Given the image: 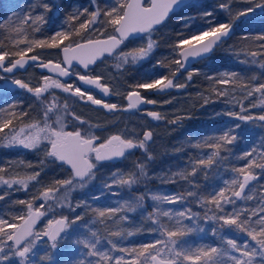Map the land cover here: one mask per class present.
Masks as SVG:
<instances>
[{
    "label": "trees",
    "instance_id": "trees-1",
    "mask_svg": "<svg viewBox=\"0 0 264 264\" xmlns=\"http://www.w3.org/2000/svg\"><path fill=\"white\" fill-rule=\"evenodd\" d=\"M205 2L206 4L212 2L211 16L202 14ZM228 2H230L231 17L220 7L222 3ZM261 2L264 0H253L252 3L247 0H193L169 17L155 31L143 36L151 35L152 40L156 42L153 52L147 60L139 64L123 63L118 60V64L110 65L111 70L115 65H120L117 68L118 73L121 74L123 85L129 91L136 90L133 86L138 83L165 76L173 80L174 85L181 84L184 87H180L178 92L172 88L168 93L161 95H152L151 90L137 89L147 98L156 101L154 104L159 106L162 117L159 120L154 119L155 125H158L159 128L158 132L154 133L158 138L157 143L148 144L147 154L139 155V151H137L131 168L123 171L124 174L136 172L138 182L131 187L126 185L122 187L120 189L122 194L119 191L112 193L110 190L103 189L105 186L103 183L81 193V198L88 202L83 206L85 214L80 215V209H78L75 213V223L72 221L69 223L74 232L83 234L87 240L98 238L100 243L97 245V249L99 251H109L111 246L109 241L115 243L117 247L125 248L127 246L126 248H128V246L135 247L139 241L141 244H145L161 239L155 231L156 225L149 219V215L157 210H170L174 214L173 219L170 220L168 217H162V219L173 226L175 219L178 218L175 217V213L183 211L179 205L180 202L184 203L183 205L197 218L196 221L179 218L182 219L183 226L189 231L178 239L182 241L183 247L191 250L193 254L196 249L208 246L228 250L229 246L226 243L228 239H234L238 245L251 240L246 233L234 232L232 226L225 225L221 228L222 221L209 219L208 217L214 214H223L216 210L214 205H202L200 198L210 197L223 189V185L216 178L218 174H221L229 187L231 181L238 176L235 169L244 167L249 162V157L256 160L258 164L264 163V120L258 119L264 115V103H262L264 92H253L250 96L245 95V91L264 83V67H261L264 64V48L261 47L264 41L255 39L257 36L264 35V9L255 8L247 15L235 18L238 12L252 8L255 3ZM43 4H48L51 10L46 11L42 7ZM97 7L101 14L95 23H91L87 29H80L77 32L76 29H79L80 23L90 17L84 14L75 21H69V17L78 11L83 12L85 8L88 13H91ZM112 7H118L117 0H95V3L92 0H0V52L8 53L5 61L10 63L18 57L14 53L29 47L28 44H17V39H23L26 35L29 40H49L55 29L62 27L66 33L71 34L68 39L60 43L58 48L34 47L33 51L27 53V55L39 56L44 61H59L60 49L63 46H71L82 41L114 34L116 25L110 24L108 22L110 18L104 16V12ZM119 11L122 12L123 9H119ZM37 15H43L46 21L39 23V31L34 30L37 24L34 19H27L25 23L27 17ZM211 19L214 20L211 21ZM228 21L232 22L233 33L225 42L215 48L209 58L193 65L192 69H201V71H191V69L187 72H180V65L172 63L173 60L180 59L179 50L175 49L176 42L194 31L207 29L210 25ZM94 26L99 28L101 36L98 37L92 32ZM16 27H20L22 31L15 32ZM129 42H125L119 51L123 50ZM253 52L257 53L255 57L251 55ZM222 72L236 74L229 80L228 85L224 86V88L235 91L236 103L231 107H227L225 93L220 90L222 85L217 82ZM189 73L192 74L191 79H188ZM99 79L108 86L104 79ZM244 85H248V87L245 88ZM23 96L15 99L13 93L0 95V122L11 120L8 129H18L34 121L38 112L44 116L46 105L51 103L53 97L49 92L40 98H37L33 93L31 97ZM165 100H168L166 108L160 105ZM123 103L124 100L117 101L119 111L123 107ZM173 104L178 106L177 111L173 108ZM58 109L59 107L48 114L51 124L55 120ZM166 109L169 113L163 115L161 111ZM66 113V119H70L69 109L66 110ZM239 116L255 118L242 120L237 118ZM66 130H79V127L74 125L70 119ZM150 131L152 132V130ZM4 133L5 130L0 132V168L4 169L3 172H0V177L7 180L27 179L37 172L39 176L34 180L27 181V189L22 185L1 187L0 196H3V199H0V212L19 208L27 210L26 204L29 197L35 198L45 188L52 186L54 181L66 179L72 173L61 162L54 161L46 154L44 158L38 156L36 152L39 149L25 150L15 146H4L2 142ZM225 134L236 137L232 144L218 141V138ZM217 142L221 143V149L219 155L214 158V163L208 167L198 165L199 159H207L200 158L199 153L215 151L208 145ZM197 145L200 146L197 147ZM250 147L252 155L246 156ZM149 153L152 156V161L147 159ZM119 163H105L104 165L113 168ZM138 163L145 164L147 176L139 177V170L136 168ZM149 165L155 167L154 173L162 171L168 177H175L174 174L178 169L186 174L191 172L193 167H196L197 171L194 177H189V180L192 181L191 184L188 180H179L178 178L174 179V182H164L158 181L157 175H151V172L148 171ZM247 171L257 177L245 194L252 198L236 201L233 197L235 205H226L224 208L226 213L241 210V219L250 217L255 224L257 220L264 217V169L253 166ZM188 191H194L196 195L187 196ZM170 193L176 195L183 193L185 194L184 199L175 204L152 200L153 195L168 196ZM225 195L230 196L231 192L226 191ZM97 196H99L98 199L90 200ZM141 197H143V206L136 207L135 211H127L129 218L123 223L113 224L112 219L107 220L104 224L93 223L97 217L92 209L122 206L126 202L135 204ZM20 201L26 203L22 204ZM32 205L34 207L35 203L33 202ZM46 206L42 207V212L46 210ZM77 216L81 218L76 219ZM119 229L123 230L121 237L111 236V231ZM92 232H96L97 237H92ZM128 232H132L133 235H127ZM51 245L52 243H48L45 239L41 240L29 264H71L72 261L93 264L92 257L88 255L90 249L81 243L68 249L64 245L55 248H52ZM19 261L20 259L17 258L9 264H20ZM184 264H192V262L185 261ZM196 264H204V258H201Z\"/></svg>",
    "mask_w": 264,
    "mask_h": 264
},
{
    "label": "snow or ice",
    "instance_id": "snow-or-ice-1",
    "mask_svg": "<svg viewBox=\"0 0 264 264\" xmlns=\"http://www.w3.org/2000/svg\"><path fill=\"white\" fill-rule=\"evenodd\" d=\"M95 3V0H92ZM247 2L252 3L253 0H247ZM184 0H151V4L148 7H144L141 3V0H117L118 7H112L110 10L104 12V16L110 18L108 22L112 25H117L116 31L120 33L121 38H126L130 33H151L152 29L156 25L162 24L168 17L169 13L173 11L174 7H179L183 5ZM42 7L46 11H50V6L48 4H43ZM222 9H224L228 15L231 17L232 12L230 8V2L222 3L220 5ZM255 8L264 9V2L255 3L254 7L248 8L244 11H240L236 14L235 18L239 16L247 15L249 12L255 10ZM119 9H124V11H119ZM87 14L90 19H86L81 22L79 25V29H76L78 32L80 29H87L88 25L91 23H95L97 17L100 16V9L97 7L95 11L88 13V10L85 8L83 12H77L75 15L69 17V21H75L79 19L81 15ZM205 15L211 16V12H206ZM27 19H34L37 24L34 27L35 31H39V23H44L45 18L43 15H37L35 17H27ZM211 23V22H210ZM15 32L20 33L22 29L20 27H16ZM232 31V22H220L213 24V26L208 29H201L198 31L192 32L190 35L184 36L183 39H180L175 44V49H178V55L181 59H175L172 63L180 65L181 68L185 67L186 62L189 61V58L200 57L205 53L210 52L213 47L217 46L221 43L225 38H227ZM71 33H66L64 31H60L55 33L49 40H40L34 39L29 40L25 35L23 39H17V44H28L24 50L14 53V55L18 56L19 59L10 62V66H6L3 62L5 57L8 56L7 52L0 54V68H2L5 72H12L14 68L19 66L23 68L28 60L25 59L28 52L34 50V47H50V48H58L60 43L63 40L69 38ZM206 38H210L207 40V43H204L202 46H199L202 41ZM257 40L264 41V35L255 37ZM195 41V44L193 43ZM121 41L116 40L115 37L110 38V40L106 41H92L89 40L86 43L77 44L75 48L70 46H65L63 48V52L65 54V63L68 67L72 66V61L76 60L79 64L83 65L85 69L92 63H95L96 56L102 51L111 52L113 48L116 47ZM155 41L152 40L151 35L148 37V43L146 47H140L138 49L133 50L132 52L123 53L122 54V62L128 63L129 57H131L132 62H136L141 59H145L148 55L151 54ZM97 45H103L104 47H96ZM188 45V47H185ZM264 48V44L261 45ZM72 52L73 55L69 56L68 53ZM252 56H256L257 53H251ZM29 59L36 61L39 60V56H32ZM42 67L49 68L50 71H56L60 76H67L70 73L68 72V68L61 67L59 63L52 65L50 62L41 65ZM120 65H117L119 68ZM264 67V64L261 65ZM80 81H83L86 85H95L96 87H102L99 83L98 78H93L87 74L80 75L79 73H75ZM173 75L175 73L173 72ZM191 73L188 75V79H191ZM236 74L235 73H223V79L217 81L218 83H227L231 80ZM44 84L40 87L32 88L29 87L28 84L21 82L19 80L13 81V83L19 85L20 88L26 89L28 92L34 93L37 98H40L50 87H56L62 89L64 92H69L72 95H78L81 98L85 97L87 93L82 91L79 87H73L72 85H65L60 83L57 80H51L50 78L44 77ZM210 79H212L210 77ZM167 81V83H165ZM136 89H147V90H157L159 92H163L165 89H169L172 87H184L181 84H173V80L168 79V77H162L159 79H150L143 83H138L134 85ZM245 88L248 85H244ZM102 90L105 94L108 93L107 87H102ZM253 92H264V83L260 84L258 87H255L248 91V95H252ZM127 100L129 101L128 108H137L141 103L153 104L154 100L148 99L146 97H142L138 91H131L127 93ZM87 99L92 101L94 104H101V101L98 99H93L91 95H87ZM264 103V101H262ZM105 108L109 110L117 109L116 104H104ZM60 107L56 103V97H52L51 103H48L45 108L43 127H41L39 122L32 123L27 127L31 130L27 135H23L25 133V128L21 127L18 131L13 130V134L8 141L9 146L14 144L22 145L24 148L34 149L40 146L42 140H46L48 145H50V149H45V154L48 157L54 159V161H59L61 164H66L70 166L72 175L66 179H60L54 181L53 185L45 188L41 193L40 197L44 201L48 200H56L57 204L60 207H69L73 211L75 208L69 201V194L74 191L77 187L83 188L88 182H90L95 173L93 169L96 167V162L103 161H111L114 158H124L125 153L128 150L140 148L144 149L145 152H148V142L152 140V132L146 131L143 135L142 140H134L131 138H122L120 135H113L108 138L105 142L96 145V140L98 137L93 134L92 126H89L88 130L83 134L81 130L74 131H65V125L62 123V116L57 115L55 123L59 125L58 129H54L48 124V114L56 110ZM62 108L66 111L68 109V104H63ZM149 116L154 119H161V115L158 112H148ZM238 119L242 120H251L255 117L252 116H239ZM74 119L79 120L81 124L85 123L83 120H80L79 117H75ZM260 120H264V115L258 117ZM11 124V120H7L4 122H0V132H2L5 128H7ZM237 127H239L237 125ZM44 135H41V134ZM236 139L234 135L229 136L225 134L218 138V141H222L224 144H232ZM200 145H197L199 147ZM215 149L210 155H208L207 159H199L197 161L198 165H203L205 167L211 166L214 163V158L219 155L221 149V143L217 142L211 145H208ZM131 154V153H129ZM246 156H251L252 153L248 152L245 154ZM147 159L151 160L152 156L149 153L147 155ZM253 166L260 167L264 169V163H257L256 160L250 161L246 168H237L235 172L238 173V177L234 178L229 187L227 189H221L218 192L210 195V197H202L200 198L202 205L211 204L215 206V209L218 210L223 215H212L208 217L214 221H222L220 225L223 228L225 225L232 226V231L234 232H243L246 233L248 237L251 238L255 243L253 245H249L248 243H244L242 245H238L234 239H228L226 241L229 249H223L218 247L208 246L207 248H198L196 249L195 254L192 253L191 250L186 249L182 245V241L178 238L186 235L187 231H189L182 224V219L179 218H187L192 219V214H190V210L186 211H178L175 213V225L170 226L169 223H166L162 217H168L170 220L173 219L174 214L170 210H157L156 212L149 215V219L152 220V223L156 225L155 231L159 234L161 239L156 240L154 243H145L142 244L139 248H123L117 247L115 243L109 241L112 245V248L121 253H127L129 256L135 254L134 259H125L124 256H120L118 258H114L109 255L106 251H99L97 249V245L100 243L99 239L95 240H84L78 241L83 243L84 247L89 248L90 252L89 256H95L99 258V261H109L113 262V264H184L185 261H190L192 264H196L201 258H204V264H226V261H231L232 264H264V217H261L259 220L253 224L250 217H245L241 219V210H233L231 213H226L224 205L227 203H231L235 205V198L240 199H251V196L243 195L245 193V188L249 184L250 181L257 179L252 172L247 171V169L253 168ZM136 168L139 170V177L147 176V172L145 170L146 166L143 163H138ZM4 169L0 168V172H3ZM197 168L193 167L191 172L187 174L181 172L177 173L181 179L188 180L191 184L192 181L189 180V177H194L196 175ZM39 173H35L27 179H12L7 180L3 177H0V182L3 184H7L11 187L13 184H20L25 189H27V181L34 180ZM115 179L114 183L121 186L131 187L132 185L138 182V175L136 172H130L127 174L124 173H114ZM174 182V181H173ZM63 188L62 197H56L55 193L59 192ZM226 191H230L231 195L226 196ZM183 193L177 196H161V195H153L152 200L159 202H167L175 204L180 200L184 199ZM187 196H195L196 193L194 191H188L186 193ZM0 199H3V196H0ZM143 197L139 198V200L135 204L125 203L121 207L117 208H94L92 211L96 214L97 219L93 221V223L99 222L101 224L106 223L107 220L113 219L116 217L118 213L121 211H135L136 207L143 206ZM20 203H26L25 201H20ZM28 208V219L24 220V224L19 226V230L15 233H9L7 235L8 240H12L15 243L18 251L15 252V255L24 258L27 260V255L30 250L35 246V240H29L28 238L33 235L32 233V225L35 223L36 219L40 216L44 215L43 212L39 211V209L33 211V205L30 202L26 204ZM80 204H77L75 207H80ZM43 207V205H41ZM211 211V209H209ZM81 217L77 216L76 219H80ZM17 219H24V217H17ZM128 217L126 215L119 216L118 219H113L114 224L118 225L121 221H126ZM75 223V220L72 221ZM69 226L68 218L62 217L59 220L49 221V231H46L44 235L48 236L49 240L52 241V248L56 247V242L60 234L64 232V230ZM18 228L15 224H7V222L3 219H0V233L4 232L5 228ZM215 235V232L213 233ZM92 237H97L96 232L91 233ZM123 235V230H113L111 231V236L121 237ZM127 235H133L132 232H128ZM27 243L24 244L22 248L20 245L23 241ZM152 251H149V250ZM0 252H4L3 247H0ZM233 253H238L239 255H235ZM7 254H5L6 258ZM259 258V259H257ZM98 261V264H99ZM21 264H24L21 261ZM83 264V261L80 262Z\"/></svg>",
    "mask_w": 264,
    "mask_h": 264
},
{
    "label": "rangeland",
    "instance_id": "rangeland-1",
    "mask_svg": "<svg viewBox=\"0 0 264 264\" xmlns=\"http://www.w3.org/2000/svg\"><path fill=\"white\" fill-rule=\"evenodd\" d=\"M211 6H212V2H210V4H208V3L206 4V2H205V6H204L203 12H202L203 16H207V15H205L206 12L212 13V11L210 10ZM212 20H214V19H211V21ZM92 24H94V23H92ZM211 26H213V25H210L209 27H211ZM60 31H64V29L62 27H58L52 33V36L55 35V33L60 32ZM92 32H94L95 35L98 37L101 36V31H99V28L96 26L93 27ZM147 43H148V37H142V38L137 39V40H132L126 45V47L123 50L116 52L112 57L105 58L100 64H98L95 68H93L91 71H89L87 73V75H89V76L97 77V78H101V79L105 80V82L111 88L112 93H113V98L110 100L105 101V100L101 99L100 97H98L92 91H85V92L87 93V95H91L93 97V99L100 100L101 104L92 103V101L87 99V95H85V97L81 98L78 95H72L71 93L64 92L62 89L56 88V87H50L45 92V93H48V92L51 93L53 96L56 97V103L58 105L61 104L58 111L55 114V120H56V117L58 114L62 116V123L65 125V128H64L65 131H67L66 125L69 124V121L71 119V122L74 125H76L77 127H79V130H81L82 134L88 130L89 126H92L93 134L98 137V139L96 141L98 143H103L113 135H120L122 138L126 137V138H131L134 140H142L141 135H142L143 131L146 129H150L153 132L152 145L157 143L158 138H156V135H154V133L158 132L159 128H158V125H155L154 118L149 116L147 113L154 111V112H158L160 114L159 106H156V104H154V103H153V105L152 104H146L147 107L145 109H143L139 112H136L134 114H125L124 112H122V110L119 111L117 101H121V100L125 101V97H126L127 93H129L130 91L123 85L122 79L120 77L121 74H119L118 70H117V65H115V67H113L112 70L110 69L111 64H118V60L122 61L121 57H122L123 53L132 52L133 50L138 49L140 47H146ZM152 52H153V50H152ZM2 53H4V52H0V54H2ZM150 55H148L145 59H141V60H138L136 62H132L131 57H129L128 62L132 63V64H139V63L147 60ZM51 61L60 62V60L59 61L51 60ZM74 70H75V73H79L81 75L80 70L77 68H74L72 70L73 74H74ZM191 71L199 72V71H201V69H192ZM223 73L224 72H222L220 74L219 80L224 78ZM44 77H49V76L38 73L35 67H31L30 69H28L23 74H18V75L12 76V77L3 76L0 74V95H4L5 93H13L15 99H19L20 97H24L23 95H27V96L31 97V94H32L31 92H28L26 89L20 88L19 85L13 83V81L19 80L21 82L28 84L29 87L36 88V87H40L44 84V79H43ZM49 78H50L49 83L51 82V80H57L60 83L65 84V85L70 84L74 88L79 87L75 79H71L68 82H62V81L58 80L57 78H53V77H49ZM228 83H229V81L227 83H220L222 85L220 87V90H222L225 93L224 97L227 98V101H226L227 107H231V106L235 105L236 98H235V94H234L235 91L234 90L228 89L226 87L224 88V86L228 85ZM172 88L174 91H177V92L180 91V89H181L180 87L179 88L178 87H172ZM251 89H253V88H250L249 90L245 91V95H248V91H250ZM82 91H84V90H82ZM148 99H150V98H148ZM65 103L68 104L70 119H66L67 113L62 108L63 104H65ZM104 104H116L117 109L109 110L103 106ZM167 104H168V100H165L162 103H160V105H162V107H164V108H166ZM174 105L175 104H173V108H175V110L177 111L178 106L176 107ZM161 112L163 113V115H165L166 113H169V111L167 109L163 110ZM74 116L79 117L80 120H83L85 123L81 124L79 122V120L74 119ZM43 120H44V116L40 112H38V116L35 118L34 121L27 123L24 126H21V127L25 128V133L23 135H27L31 131L27 126L32 124V123L39 122L41 127H43L44 126ZM55 120L52 124L48 120V124H50L52 128L58 129L59 125L57 123H55ZM1 122H3V121H1ZM20 128H18V129L9 128L8 129V127H7L4 129L5 133L3 134V140H2L4 146H6V147L9 146L8 141L11 138V135L13 134V130L18 131ZM41 135H44V134L42 133ZM11 146H15V147L22 148L25 150H33V149H29V148H24L22 145H19V144H14ZM48 146L49 145H48L47 141L42 140L40 146L37 148H34V149H39L36 152L37 155L41 156V158L42 157L44 158L45 149L48 148ZM251 147L253 148L254 146H251ZM251 147L249 148L250 150L248 152H251V150H252ZM137 151H139V155L140 154L144 155V154L148 153V152L146 153L144 149H140V148L132 149V153L129 154L118 165H115V167H113V168L105 166L104 165L105 163L96 162V167L93 169V172L95 173L94 178L90 182H88L83 188L77 187L74 191H72L69 194V201L73 205V207L75 208L74 211L69 207H60L57 204L56 200H52L50 202V204H48V202L50 200L44 201L42 198H39L40 195H37L35 198L29 197L28 202H32V203L34 202L35 203V206L33 207V209L41 210L42 209L41 205H43V207H45L47 204L46 210H44V212H43L44 215H42L40 217L39 222L37 223L36 228L33 231V235L29 238V240H32V239L35 240V246L30 250V252L28 254H26L27 260H24V258H21V257L15 255L16 251L13 249L10 240L7 239V235L9 233H12L15 229L6 227L4 232L0 233V247H3V249H4V252H0V264H9V263L13 262V260H17V258L20 259V261H19L20 264H21V261H23L24 264H29L30 259L32 258L33 253H34L35 249L37 248V246L39 245L40 241L45 239L44 233L49 230V227H48L49 221H53L58 217H67L68 222L73 221L75 218V213L78 209H80V211H79L80 215L83 216L85 214V210H84L83 206L85 204H87L88 202L84 201L81 198V193H83L85 190L90 189L99 183H103V184H105L103 189L110 190V191H112V193H114L113 191H119L120 194H122V191L120 189L122 187H124L125 185L121 186V185L114 183V179H115L114 173H123V171L129 170L131 168V166L133 165L134 158L136 157ZM148 151H149V149H148ZM211 153H212V151H201L199 153V157L200 158H207L208 155H210ZM151 161H152V159H151ZM250 161H252V158L249 157V162ZM248 163H246L243 168H246ZM148 167H149L148 171L151 172L152 176L154 174L157 175L158 181L162 180L164 182H168V181H173L174 179H177V178L179 180H183L180 178L179 175H177V173L183 172L180 169H178L177 172H175V174H174L175 177L172 175H171L172 177H168V175H164V173L162 171H158V173L157 172L154 173L153 170L155 167H153V165H149ZM183 173H185V172H183ZM237 177L238 176H236L235 178H237ZM216 178L223 185V189L228 188L227 187L228 184L222 178L221 174H218L216 176ZM4 185L6 187H9L7 184H3L2 182H0V188L3 187ZM14 186L18 187L21 185L13 184L11 187H14ZM63 191H64L63 188H61V190L59 192L55 193V196L58 198L62 197ZM168 196H177V195L175 193H170ZM98 197L99 196L93 197L90 200L93 201L95 199H98ZM77 204H80L81 206L75 207ZM183 204L184 203H182V202L179 203V205L182 207V210L188 212L189 211L188 208L185 207ZM226 205L231 206L232 204L227 203L224 206H226ZM117 207H121V206H117ZM117 207L115 206V207H111V208H117ZM28 211H29L28 209L23 210L22 208L12 209L10 211L6 210L4 212H0V219L5 220L7 222V224H15L18 226V224L23 219H17V217H24L25 218L26 215L28 214ZM190 214H192L191 211H190ZM124 215H126L129 218L127 211H121L113 219H118L119 216H124ZM192 219L194 221L197 220V218H195L193 214H192ZM121 223H123V221H121L119 224H121ZM113 224H114V222H113ZM84 240H87V237L84 236L83 234H78V233L74 232L70 226V223H69V226L66 228L65 232L58 238V240L56 242V246L61 247L62 245H64L68 249L71 247H75L77 245V243H80L78 241H84ZM244 243H248V244L251 243V245H253L255 242L252 240H248V241L242 242L241 245ZM81 244L83 245V243H81ZM141 245L142 244L139 241V242H137L135 247L128 246V248L129 249L139 248ZM106 252H108L109 255H111L114 258L124 256L125 259H134V257H135V256H129L127 253H121L119 251L114 250L112 248V245L110 246V250L106 251ZM5 254H7L6 258H5ZM235 255H239V254L236 253ZM91 257H92V263L98 264L99 258L95 257V256H91ZM257 259H259V258H257ZM79 263H80L79 261L78 262L77 261L71 262V264H79ZM99 264H113V262L99 261ZM227 264H232V262L228 261Z\"/></svg>",
    "mask_w": 264,
    "mask_h": 264
},
{
    "label": "water",
    "instance_id": "water-1",
    "mask_svg": "<svg viewBox=\"0 0 264 264\" xmlns=\"http://www.w3.org/2000/svg\"><path fill=\"white\" fill-rule=\"evenodd\" d=\"M192 1H193V0H184L183 5L179 6L178 8H177V7H174L173 11L169 13L167 19H166L162 24L154 26V28L152 29V31H155L158 27H160L161 25H163V24L168 20L169 17H171L174 13L180 11L183 7H185L186 5L190 4ZM127 2H128V0H127ZM141 3H142V5H143L144 7H148V6H150V4H151V0H141ZM123 11H124V9H123ZM116 28H117V25H116L115 28H114V34H113V35H110V36H107V37H101V38L90 39V40H92V41H96V40L106 41V40H110V38H112V37H115L116 40H120L121 42H120L118 45H116V47L113 48V50H112L111 52H108V51H102V52H100V53L96 56L95 63L90 64V65L88 66L87 69H85V68L83 67V65L79 64L78 61H76V60H73V61H72V66H71V67H68L67 64L65 63V59H64L65 54H64V52L62 51L63 48L65 47V46H63V47L60 49V62L44 61V60H42V59H39V60L33 61V60L29 59V58L32 57V56H36V55H27V56L25 57V59L28 60V63H26L25 66H24L23 68H20L19 66H17L16 68L13 69L12 72H5L2 68H0V74L3 75V76L12 77V76H15V75H18V74H23V73H25L28 69H30L31 67H35L38 73H41V74L46 75V76H49V77L57 78L58 80H60V81H62V82H68V81H70L71 79H75L76 82H77V84H78V86H79V88H81V90H84V91H92V92H94L95 94H97L101 99H103V100H105V101H106V100H109V99L112 97V91H111V89H110L107 85L103 84L99 78H98V79H99V83H100V85H101L102 87H107V88H108V93H107V94H105V92L102 90V87H96L95 85H86V84H84L83 81H80V80L78 79L77 75H74V74L72 73V70H73L74 68H77V69L80 70L81 75L87 74L90 70H92L97 64H99V63H100L101 61H103L105 58L112 57L116 52H118V51L121 49V47L124 45L125 42L130 41V40H134V39H138V38H141V37H143V36L149 34V33H130L126 38H121L120 33L116 31ZM233 30H234V29H233V26H232V31L230 32L229 36H228L227 38H225V39H224L221 43H219L217 46L213 47V49H212L210 52L205 53V54H203L202 56H200V57H196V58H194V59L190 57V58H189V61L186 62L185 67L181 68V67L179 66V70H180V72H187V71H190V70L192 69V67H193L194 64H196V63H198V62H200V61H203V60L209 58V57L212 55V53L214 52L215 48L219 47L223 42H225V41L231 36V34L233 33ZM152 31H151V32H152ZM208 39H210V38H206L204 41L201 42V44H200L199 46H202L204 43H207V40H208ZM87 41H89V40H86V41H82V42L76 43V44H74V45H71L70 47L75 48L77 44L86 43ZM193 43L195 44V42H193ZM96 47H104V46H103V45H97ZM185 47H188V45H185ZM68 55L71 56V55H73V53H72V52H69ZM16 59H19V57L15 58L13 61H15ZM180 59H181V57H180ZM11 62H12V61H11ZM49 62H50L52 65L59 63V64L61 65V67H66V68H68V72H69L70 74L67 75V76H60L58 72H56V71H50L49 68H45V67H42V66H41L42 64L49 63ZM3 63L6 64L5 60H4ZM6 66H10V64H9V65H6ZM91 77H92V76H91ZM93 78H97V77H93ZM165 83H167V81H166ZM171 89H172V88L165 89L163 92H159V91H157V90H151V93L154 94V95L166 94V93H168ZM134 91H136V90H134ZM130 92H131V91H130ZM139 94H140L142 97H144L141 93H139ZM126 97H127V95H126ZM126 102H127V105H126V107L123 109V112H124V113H130V112H132V111H134V110H142V109H144V108L146 107V103H141L137 108H131V109H130V108H128L129 101L127 100V98H126ZM146 131H150V130H149V129H146V130L143 132V134L141 135V139H143V135H144V133H145ZM151 142H152V140L149 141L148 144H150ZM95 143H96V145H99V144H97V142H95ZM48 149H50V145L48 146ZM129 153H132V149L126 151V153H125V157H124V158H114V159L111 160V161H103V162H98V163H118V162L123 161V160L129 155ZM63 165H64L65 167H67V169H69V170L71 171L70 166H68V165H66V164H63ZM253 181H254V180H252V181L249 182V184H248L247 187L245 188V193H244L243 195H245V194L248 192V190L250 189V187H251ZM234 199H235L236 201L241 200L240 198H235V197H234ZM35 210H37V209H33V211H35ZM39 211H41V210H39ZM41 212H42V211H41ZM40 217H41V216H40ZM40 217L37 218L36 221H35V223L32 225V233H33V231L35 230L36 225H37V223L39 222ZM61 218H62V217H58V218H56L55 220H59V219H61ZM26 219H28V214H27L26 217H25V218H24V219L18 224V228H15V230H14L12 233L17 232V231L19 230V226H22V225L24 224V220H26ZM49 230H50V229H49ZM49 230H48V231H49ZM65 230H66V229H65ZM65 230H64V232H65ZM64 232H62V233L60 234V236H61ZM29 238H30V237H29ZM29 238H28V239H29ZM58 238H59V237H58ZM45 240H46L48 243H52V241L49 240L48 236H46V235H45ZM57 240H58V239H57ZM10 242H11V244H12L13 249H14V250H18L17 247L15 246L14 241L10 240ZM26 242H27V240H26V241H23V242L21 243V245H20V248H22Z\"/></svg>",
    "mask_w": 264,
    "mask_h": 264
},
{
    "label": "flooded vegetation",
    "instance_id": "flooded-vegetation-1",
    "mask_svg": "<svg viewBox=\"0 0 264 264\" xmlns=\"http://www.w3.org/2000/svg\"><path fill=\"white\" fill-rule=\"evenodd\" d=\"M138 39H140V38H138ZM134 40H137V39H134ZM130 41H132V40H130ZM5 62H6V61H5ZM101 62H102V61H101ZM101 62H100V63H101ZM100 63H99V64H100ZM9 64H10V63H7V62H6L5 65H9ZM97 65H98V64H97ZM97 65H96V66H97ZM96 66H95V67H96ZM95 67H94V68H95ZM90 71H91V70H90ZM165 82H166V81H165ZM103 84H104V83H103ZM133 91H134V90H133ZM136 91H137V90H136ZM138 92L141 93L140 91H138ZM141 94H142V93H141ZM96 95H97V94H96ZM142 95H143V94H142ZM152 95H154V94H152ZM159 95H161V94H159ZM97 96H98V95H97ZM143 96H144V95H143ZM98 97H99V96H98ZM144 97H146V96H144ZM111 98H112V97H111ZM111 98H110V99H111ZM146 98H147V97H146ZM110 99H109V100H110ZM146 104H147V103H146ZM126 105H127V102H126V97H125V101H124V103H123V108L120 109V110H122V112H123V109L126 107ZM146 107H147V105H146ZM146 107H145V108H146ZM145 108H144V109H145ZM142 110H143V109H142ZM139 111H141V110H134V111H132V112H130V113H125V114H134V113L139 112ZM144 131H145V130H144ZM144 131H143V132H144ZM142 134H143V133H142ZM96 142H97V141H96ZM97 144H100V143L97 142ZM15 251H18V250H15Z\"/></svg>",
    "mask_w": 264,
    "mask_h": 264
}]
</instances>
